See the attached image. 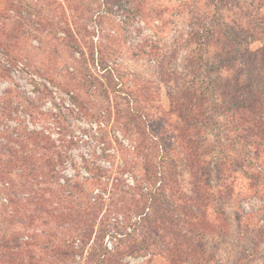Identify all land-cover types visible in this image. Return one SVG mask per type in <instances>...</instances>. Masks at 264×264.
I'll return each mask as SVG.
<instances>
[{"label":"rangeland","instance_id":"obj_1","mask_svg":"<svg viewBox=\"0 0 264 264\" xmlns=\"http://www.w3.org/2000/svg\"><path fill=\"white\" fill-rule=\"evenodd\" d=\"M211 2L0 0V95L4 101L0 127L7 132L6 136H0V144L11 145L8 141L16 134H22L21 140H25L24 134L29 131L44 132L57 139L54 140L56 145L50 148L34 145L32 152L36 159L31 164L41 173L38 179L46 180V183L35 184L36 189L46 188L45 210L32 206L30 214L37 218L33 225L28 220H19L6 224L5 229L21 232L22 241L30 242V248L42 254L43 242L34 241L32 234H40L42 240L51 237L50 233L62 235L64 227L49 210L70 217L68 225L74 220L77 226L85 228L79 217L82 215L96 230L89 251L97 242L101 226L107 232L103 246L111 251L116 249L123 236L116 231H128L121 226L135 217L134 199L124 192L137 187L134 179L138 177L140 161L133 152L136 142L116 123L118 92L113 88L109 90V100L104 96L107 75L94 64L91 53L94 49L96 56L103 52L108 55V64L113 67L114 62L118 64L117 73L128 101L132 100L130 93L136 84L146 85L147 89L140 91V100L146 102V106H160L168 111L174 123L177 115L171 111L168 87L161 81L157 65L164 59L172 71L184 68L188 49L195 46L191 40V22L197 15L191 11L200 10L205 18V13L212 9ZM242 4L244 8L249 6L247 1ZM224 12L228 19L235 17L233 10ZM38 22L39 29H36ZM263 45L264 39H259L252 41L250 47L255 50ZM95 78L97 81H93ZM127 100L119 99L120 102ZM99 113L106 117H102V130L96 119ZM213 134L203 140V150L208 152L211 178L219 184ZM3 152L0 151V168L4 172V177H0V212L12 214L14 207L10 197L24 199L35 194L24 188L22 179L23 170L31 164L20 162L14 168L8 160L9 153L5 149ZM57 152L64 154V162L55 167L58 179H50L49 174L53 172L45 159H53ZM248 158L263 174L264 182V154L257 160L252 152ZM248 183L242 174L228 180L233 190L229 197L217 202L220 230L209 236L206 256L197 264H264V187L261 193H255L248 188ZM8 186L15 193L8 194L4 190ZM81 188L93 190L91 198L83 197ZM108 240L113 243L111 248ZM79 243L77 239V247ZM77 259L81 260L79 256ZM121 262L169 264L161 256L151 263L147 262V256H127Z\"/></svg>","mask_w":264,"mask_h":264},{"label":"trees","instance_id":"obj_2","mask_svg":"<svg viewBox=\"0 0 264 264\" xmlns=\"http://www.w3.org/2000/svg\"><path fill=\"white\" fill-rule=\"evenodd\" d=\"M242 1H247L248 8H244ZM211 5V11L205 13L208 22L202 11H191L197 15L191 22L195 46L188 49L184 68L172 71L164 59L157 65L161 81L168 87L171 111L177 115L174 123L168 111L160 106H146L140 100V91H145L146 85L136 84L130 93L132 100L128 101L117 73L118 64H108V55L103 52L96 56L94 49L91 53L94 64L107 75L104 96L109 100L110 89L118 92L116 123L136 142L133 152L140 161L138 177L134 179L137 187L124 192L134 199L135 217L121 226L128 231H116L123 235L116 249L111 251L103 246L107 232L101 226L97 242L89 251L96 230L82 215L79 217L85 228L77 226L74 220L68 225L70 217L49 210L64 227L62 235L56 234V228L51 237L42 240L40 234H32L34 241L43 242L42 254L34 252L30 242L22 241L21 232L5 229L6 224L19 220L33 225L37 218L30 214L32 206L45 210L46 188L36 189L35 184L46 180L38 179L41 173L31 164L36 159L32 152L34 145L50 148L57 139L44 132L29 131L24 134L25 140H21L22 134H16L8 141L11 145L0 144V151L5 149L9 153L8 160L14 168L20 162H30L27 173L23 170V185L35 192L24 199L10 197L14 213L0 212V264H122L127 256H147L150 263L161 256L169 264H197L206 256L209 236L220 230L217 202L229 197L233 190L228 180L242 174L249 180L248 188L261 193L263 174L248 157L254 152L259 160L264 154V45L255 50L250 47L252 41L264 39V0H212ZM10 6L14 4L10 2ZM232 10L235 17L228 19L224 11ZM37 24L39 29L40 23ZM120 98L127 101L120 102ZM3 103L0 95V109ZM102 117L99 113L96 118L101 130ZM156 121L164 124L157 125ZM213 132L219 184L211 178L208 152L203 150V140ZM6 134L0 127V136ZM238 146L242 148L238 150ZM45 161L53 172L49 178L58 179L55 167L64 162V154L57 152L53 159L47 157ZM0 177H4L2 168ZM4 190L10 195L15 193L9 186ZM92 191L81 188L80 193L91 198Z\"/></svg>","mask_w":264,"mask_h":264},{"label":"built area","instance_id":"obj_3","mask_svg":"<svg viewBox=\"0 0 264 264\" xmlns=\"http://www.w3.org/2000/svg\"><path fill=\"white\" fill-rule=\"evenodd\" d=\"M113 245L112 241L111 240H108V246L111 248Z\"/></svg>","mask_w":264,"mask_h":264}]
</instances>
